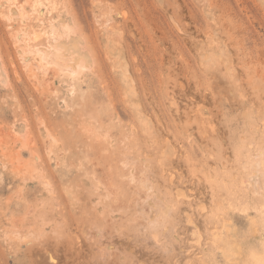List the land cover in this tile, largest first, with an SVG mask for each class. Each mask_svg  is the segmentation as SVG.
<instances>
[{"label": "rangeland", "instance_id": "1", "mask_svg": "<svg viewBox=\"0 0 264 264\" xmlns=\"http://www.w3.org/2000/svg\"><path fill=\"white\" fill-rule=\"evenodd\" d=\"M54 1L43 35L16 0L40 33L27 61L48 58L32 71L0 0V264H245L264 241V0ZM195 41L225 44L231 75Z\"/></svg>", "mask_w": 264, "mask_h": 264}, {"label": "bare ground", "instance_id": "2", "mask_svg": "<svg viewBox=\"0 0 264 264\" xmlns=\"http://www.w3.org/2000/svg\"><path fill=\"white\" fill-rule=\"evenodd\" d=\"M48 1L51 10H55L57 11L58 9V3H56L54 0L50 1V0H46ZM33 5L32 7L34 8V10L38 11V21L40 23L39 27H41V33L43 35H52L53 34V26L47 30L45 24H44V20L42 18L39 19V16H43L44 13H46L47 7L48 5L45 4V2H42V0H32ZM4 5H7L8 7V12H4L3 15L6 17V19L9 22H17L20 25V29L18 31H16L13 35L14 39L16 40L17 45L20 47V44H22L23 46L20 49V55L25 58V62L28 64L27 67H29L32 71L35 70V68H37L40 71H45L46 70V65L44 64V62L48 59L46 57V53H36L35 57H34V62H37V67H34L33 62L27 61V57L26 55L29 54V48H28V43L30 42L28 40V38L33 35L35 36V38H38L40 36L39 32H31L30 30L32 29V26L28 23V17H27V12H25L22 7H18L16 4V0H4ZM49 10V9H48ZM205 12H208V10H206ZM64 13V12H63ZM62 13V16L65 14ZM207 14V13H206ZM66 16V14H65ZM64 16V17H65ZM178 20V18H177ZM174 20V24L176 25L177 29L179 31H185V29H183L184 25H180L182 23L178 24V21ZM173 22V21H172ZM54 24V23H53ZM59 25L61 26V28H63L64 34L68 37L72 38V43H69L67 40V38H65L66 42L70 45H65L64 46V54L68 55V56H72L74 58V60L77 62L76 67H79V65L82 63V57H83V50L82 47L80 48L81 43L79 42V44L77 43V39L73 38L71 36V34H74V30L72 29V27L69 25V22L66 21L65 18L61 17L59 20ZM182 28H181V27ZM185 28V27H184ZM35 29V28H34ZM40 29V28H39ZM187 31V30H186ZM39 33V34H37ZM35 34V35H34ZM185 34V33H184ZM187 34V32H186ZM75 36V35H74ZM217 36V35H216ZM215 36V37H216ZM76 37V36H75ZM213 38V37H212ZM219 38V37H217ZM69 39V38H68ZM208 39V38H207ZM215 39V38H214ZM80 40V39H79ZM28 41V42H27ZM60 41V40H58ZM207 41V40H206ZM215 41V40H214ZM64 42V41H63ZM197 41H195L194 43H196ZM208 42V41H207ZM216 44L211 45L210 46H204L206 44V42H197L196 46L198 47L197 50H200L201 55H202V60L206 61V63L211 62L213 60V58H217L219 60H221L222 62H224L225 64V71H228V73L231 75L232 71L234 70V68L232 69L233 65L231 64V52L228 49V47H226L225 44H223L221 41L220 42H215ZM48 53V52H47ZM48 56V54H47ZM233 56V55H232ZM201 57V56H200ZM122 59L124 60V71L126 74H128L129 70H128V64L127 61H125V58L122 57ZM200 61V60H199ZM233 61V60H232ZM48 63V60L46 61ZM33 63V64H32ZM204 63V62H203ZM204 64V65H205ZM234 64V63H233ZM203 65V66H204ZM207 68V66L205 67ZM215 68H218V66ZM204 69V68H203ZM0 76H3L7 81H8V76L5 72H0ZM234 79V78H233ZM233 81V80H232ZM180 86L182 88H184V83H180ZM172 105L177 106L178 103L176 101V97L172 99ZM174 106V107H175ZM176 109V108H175ZM178 110V108H177ZM15 137L17 138V136H21L22 134H20L19 132L15 131ZM258 165V164H257ZM180 189V188H179ZM177 195H181L180 193H178ZM184 195V194H183ZM182 197V196H181ZM227 247L224 248V251L229 255V256H235L238 253V248L235 244H228L226 245ZM245 264H264V241L261 244V249L260 251L252 254L248 259H245Z\"/></svg>", "mask_w": 264, "mask_h": 264}]
</instances>
